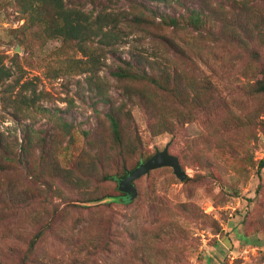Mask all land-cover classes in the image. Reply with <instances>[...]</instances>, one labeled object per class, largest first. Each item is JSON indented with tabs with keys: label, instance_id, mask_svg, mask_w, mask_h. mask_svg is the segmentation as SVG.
Here are the masks:
<instances>
[{
	"label": "rangeland",
	"instance_id": "1",
	"mask_svg": "<svg viewBox=\"0 0 264 264\" xmlns=\"http://www.w3.org/2000/svg\"><path fill=\"white\" fill-rule=\"evenodd\" d=\"M31 1L0 0V188L18 206L0 264H264V0H64L104 26L85 41ZM167 145L186 179L163 167L116 200Z\"/></svg>",
	"mask_w": 264,
	"mask_h": 264
},
{
	"label": "trees",
	"instance_id": "2",
	"mask_svg": "<svg viewBox=\"0 0 264 264\" xmlns=\"http://www.w3.org/2000/svg\"><path fill=\"white\" fill-rule=\"evenodd\" d=\"M151 1L168 3L167 2L168 0H151ZM31 6L34 9L46 6L49 9V11L50 10L55 11V13L57 14V21H59L57 27L55 28V36L61 37V38L66 39V40H78V41L84 40L85 41L86 40L85 36L91 35V33H92L91 28H94V26H93L94 24L96 25L97 30H101L104 27V26H98V24L94 21L91 22L90 24H87L88 23L87 20L85 22L81 23L80 13L74 14L75 12L72 9L67 7L64 0H32ZM47 17H48V14L45 12V14L43 15V17L41 19L46 20ZM108 18H109L108 16H105L104 18L98 17L97 20L98 21H101V20L105 21ZM126 72H127L126 69L121 67L114 74L117 76V78L119 80H124V81L130 80V81H132L134 79H137V76L135 73H126ZM163 75H164V77L167 76L169 78L171 73H169L168 71H164ZM151 81L155 82L154 84H155L156 90L162 91V87H161L159 82H156L155 79H151ZM24 98H25V100L29 101V99L27 97H24ZM142 99H144V97H142ZM121 112H122L121 107H119L115 110L114 114L113 113L108 114V119H109V122L111 124L112 129H113V132L118 137L120 136V123H119L118 114ZM161 126L164 127L165 126L164 123ZM17 157H18V154L16 155L13 152L5 151L3 153V159L6 163L9 164L8 165L9 169L12 166H14ZM10 163L12 165H10ZM260 168H262V169L264 168V161H261ZM132 171L133 170L127 171L122 176V179L126 178ZM107 178L116 180V177H107ZM29 185L30 184L28 183L27 187H29ZM134 185H135V183H134ZM14 190H15V187L11 183H9L6 188L5 187L0 188V212L4 210V207H6V205H5L6 203H3V200L5 197L7 198L8 196H10V199L7 202L8 206L10 208L12 207L11 204L15 203V202H13L14 200L11 199V196H13V194H14ZM116 200H120L121 202L126 203V204L132 203V200L130 199V197L123 192H122L121 197L120 196L117 197ZM14 207H18V206L16 204H14Z\"/></svg>",
	"mask_w": 264,
	"mask_h": 264
},
{
	"label": "water",
	"instance_id": "3",
	"mask_svg": "<svg viewBox=\"0 0 264 264\" xmlns=\"http://www.w3.org/2000/svg\"><path fill=\"white\" fill-rule=\"evenodd\" d=\"M163 167L172 168L174 174L182 181L187 177L181 167L179 158L170 153L169 145H167L163 151H158L146 162L141 163L126 178L119 180V190L127 194L131 200H134L137 197V189L134 185L135 181L150 172Z\"/></svg>",
	"mask_w": 264,
	"mask_h": 264
}]
</instances>
